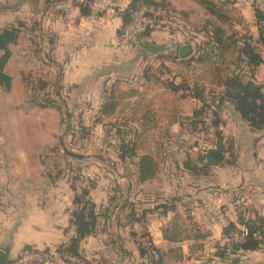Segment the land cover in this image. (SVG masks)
<instances>
[{
    "label": "crops",
    "instance_id": "obj_1",
    "mask_svg": "<svg viewBox=\"0 0 264 264\" xmlns=\"http://www.w3.org/2000/svg\"><path fill=\"white\" fill-rule=\"evenodd\" d=\"M136 1L163 4L179 18L123 46L125 12ZM202 1L0 0V33L19 28L2 71L10 84H0V250H8V262L27 248L63 244L76 209L80 185L72 172L78 170L95 182L88 199L96 227L80 245L86 260L145 264L138 245L146 244L145 234L162 264H264V247L218 254L224 229L242 227L240 207L264 220V130H253L233 104L217 100L226 160L218 166L201 161L219 139L198 140L199 126H190L203 106L193 90L204 88L210 101L224 88L204 64L188 65L179 55L183 45L195 51L193 38L207 40L204 30L212 24L234 36L237 46L251 42L264 60L256 19L264 0H232L224 20ZM140 43L167 50L151 55ZM4 54L0 50V61ZM224 57L264 95V63L252 73L245 61L238 66L245 60L239 49ZM109 102L114 111L101 115ZM121 122L154 141L147 150L156 161L153 178L140 181L142 151L120 158L110 128ZM127 202L138 218L146 212L144 221L127 223Z\"/></svg>",
    "mask_w": 264,
    "mask_h": 264
},
{
    "label": "trees",
    "instance_id": "obj_2",
    "mask_svg": "<svg viewBox=\"0 0 264 264\" xmlns=\"http://www.w3.org/2000/svg\"><path fill=\"white\" fill-rule=\"evenodd\" d=\"M140 3L150 6L164 7L163 4L149 1L133 2L125 12V26L130 20L129 10ZM201 3L210 14L222 19L224 17L223 9H228L229 5L232 4V0H218V3L211 0H203ZM256 19L260 32L259 43L264 46V13L258 11L256 13ZM222 20H224V18ZM151 32V30H148L142 37L148 36ZM18 33L19 28L6 29L0 33V50L5 52L0 61V84H6L7 86L10 84V79L4 75L2 71L11 56L8 46L17 41ZM204 33L207 40L196 41L194 40L195 38L191 40V43L194 44L195 51H191V53L185 57L187 61L186 63L188 65L192 62L196 64H204L207 68H205V72L209 75L212 82L223 87L224 90L216 96V98L209 101L204 99V88H194V96L201 99L203 106L195 112V115L190 122V126L193 130H196L197 127L201 125L206 110L211 108L214 110V125L219 140L215 148L206 152L200 160L206 162L209 166H218L222 165L226 160V149L221 142V135L219 132L221 120L217 112L219 107L217 100L233 104L253 130L259 132L264 130V95L259 91L254 92L251 89V86L253 85L251 81L246 82L241 74L231 71V67H229L230 64L228 65L225 62L226 59L224 54L228 53L230 50L239 49V53L245 55V60L238 59V66L240 67L241 64H243V61H245L252 73L264 63V60L251 42L245 41L241 43V46H237L238 40H235L234 36L229 37L225 30L219 26L217 27L208 24ZM114 109L115 107L113 104L109 102L101 109V115H109ZM110 131L111 134L113 133V140L117 143L116 148H118L121 159H133L137 157L139 151L144 153V155L140 156L138 162L140 181L144 182L153 178L157 173L156 169H154L156 161L155 158L148 153L146 147L143 146L144 142L147 141L146 137H142L144 133L134 132L129 124L123 122L111 124ZM72 173H74V182L77 183L80 174L78 173V170H73ZM94 187L95 182L93 181L90 182L89 188H81L78 186L77 195L75 197L76 209L72 214V219L77 226V235L70 240L69 244L64 249H62V253L75 256L79 259L85 258L80 251L81 242L88 236L92 235L96 227L97 213L95 206L88 199L90 191ZM111 202L113 203L114 199H112ZM124 208L130 210L125 216V220L128 224L144 221L146 212H144L143 218H138L134 203L127 202ZM239 222L242 226H246L249 229V235L244 242L234 244L231 250L233 252H250L264 247V240H258L255 238L256 233L260 232L264 235V231L261 230V227L264 225V220L260 218H249L245 210L240 207ZM238 232L239 229L231 224L224 229V237ZM143 238L146 239V244L144 245V243L141 242L138 243V245L140 254L145 260V264H162L163 256L160 251L147 240V235L144 234ZM227 249V247L218 248V254L221 257L226 256ZM86 262L87 264H99L96 260H86ZM66 263L73 264L71 262Z\"/></svg>",
    "mask_w": 264,
    "mask_h": 264
},
{
    "label": "built area",
    "instance_id": "obj_3",
    "mask_svg": "<svg viewBox=\"0 0 264 264\" xmlns=\"http://www.w3.org/2000/svg\"><path fill=\"white\" fill-rule=\"evenodd\" d=\"M130 20L126 26L123 27L120 34V41L123 46H134L139 44L143 34L148 30L158 29L161 19H166L171 13L167 8L163 6H150L146 4H137L134 8L129 10ZM198 140L210 139L214 143L216 139V127L214 125V110L208 109L203 115L202 123L199 125V130L196 134ZM213 145V144H212ZM90 181H92L87 174L81 173L79 176V185L81 188H89ZM264 231V225L261 227ZM77 235V226L74 220L71 219V224L66 233L63 244L57 248L49 249H24L18 257L9 261L7 264H53L58 261L71 262L73 264H87L86 259H79L75 256L62 253L70 242V240ZM249 235V229L246 226H242L238 233H234L230 236L224 237L223 246L227 247L226 256H232L239 252H233L231 250L234 244L242 243ZM255 238L258 240H264V235L260 232L255 234Z\"/></svg>",
    "mask_w": 264,
    "mask_h": 264
},
{
    "label": "water",
    "instance_id": "obj_4",
    "mask_svg": "<svg viewBox=\"0 0 264 264\" xmlns=\"http://www.w3.org/2000/svg\"><path fill=\"white\" fill-rule=\"evenodd\" d=\"M143 50L148 52L151 55H158L162 52H165L167 50L166 45H156L153 43L144 44L140 43L139 45ZM191 53V46L190 45H183L181 46L179 50L180 57H187L188 54ZM251 89L256 92L258 88L255 85L251 86ZM66 152L69 154V152L66 150ZM74 157H79L78 155L71 154ZM8 263V250H0V264H7Z\"/></svg>",
    "mask_w": 264,
    "mask_h": 264
},
{
    "label": "rangeland",
    "instance_id": "obj_5",
    "mask_svg": "<svg viewBox=\"0 0 264 264\" xmlns=\"http://www.w3.org/2000/svg\"><path fill=\"white\" fill-rule=\"evenodd\" d=\"M165 8H167V10H169L171 13L173 12L174 13V11H172L169 7H166V6H164ZM179 18V15L177 16L176 14L174 15H172V17H171V15L168 17V18H166V19H161V21H160V24H158V28H160V27H164L165 29H169V27H171V26H169V24L170 23H172V24H176L177 23V19ZM174 25H172V26H174ZM157 97H160V98H162V96L160 95V94H158L157 95ZM152 132H155L154 130L152 131ZM65 138L63 137L62 139H61V143H62V145H63V147H65V148H67V146L65 145V140H64ZM69 144V143H68ZM155 145V143H154V141L152 140V139H147V141H145L144 142V144H143V146L144 147H146V149L147 150H149V147L148 146H154ZM151 150L153 149V148H150ZM91 182V181H90ZM94 182V181H93ZM79 183V182H78ZM125 192L124 193H122V196H123V199L125 198ZM135 196V195H134ZM145 199V198H144Z\"/></svg>",
    "mask_w": 264,
    "mask_h": 264
}]
</instances>
